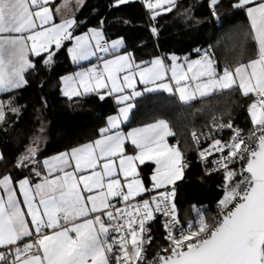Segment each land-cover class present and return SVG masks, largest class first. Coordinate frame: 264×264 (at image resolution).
I'll use <instances>...</instances> for the list:
<instances>
[{"label": "snow or ice", "instance_id": "1", "mask_svg": "<svg viewBox=\"0 0 264 264\" xmlns=\"http://www.w3.org/2000/svg\"><path fill=\"white\" fill-rule=\"evenodd\" d=\"M141 2L153 21L176 7V0ZM219 4L210 0L213 16ZM83 5L84 0H0V92L28 84L26 74L36 68L32 58L50 69L53 46L59 50L68 41L73 64L92 57L97 63L62 76V95L71 100L95 94L101 101L110 96L117 105L98 138L42 162L37 159L40 137L34 136L15 167L32 165L38 182L29 176H0V264H264V0L232 4L246 12L249 29L240 47L252 58L225 64L222 70L211 46L195 49L202 53L195 60L170 54L138 62L123 38L109 41L97 28L74 35L82 23L76 12ZM151 32L158 35L156 27ZM160 92L188 106L237 92L251 101L252 129L245 134L231 119L217 123L213 117L216 128L230 129L232 135L223 142L209 134L212 142L198 152L206 174L223 172L224 194L211 222L206 209L195 205V219L186 227L178 218L176 182L188 164L179 140L168 143V137L176 136L170 122L157 118L122 129L138 97ZM9 112L19 116L20 108L11 98L0 101V124L8 123ZM191 135L199 145L197 132ZM213 153L220 155L208 168ZM141 166L151 168L150 183ZM156 214L166 218L168 246L149 257Z\"/></svg>", "mask_w": 264, "mask_h": 264}, {"label": "trees", "instance_id": "2", "mask_svg": "<svg viewBox=\"0 0 264 264\" xmlns=\"http://www.w3.org/2000/svg\"><path fill=\"white\" fill-rule=\"evenodd\" d=\"M209 1L176 0V7L171 12L161 13L153 21L141 0H130L123 5H116L115 0H87L76 15L82 23L74 34L92 27L101 28L108 38H123L126 49L142 61L160 53L189 51L195 46L203 47L210 43L216 47L215 38L220 29L239 18L245 21L247 18L243 11L230 12L235 0H223L216 9L222 20L221 25H217ZM152 27L157 28L158 35L152 34ZM247 29L244 27L240 33L237 40L239 49L229 64L252 58L251 52L242 53L240 47ZM65 45L59 50L53 47L55 56L50 69L39 58H32L36 68L26 74L28 84L1 96L4 101L11 98L14 105L20 108V114L7 113L8 123L0 125V145L4 157L0 161V175L9 173L20 177L27 173L25 169L21 171L15 167V158L40 128L46 127L49 137L41 154L43 156L95 139L99 136V129L106 124L107 117L117 112V105L110 96L101 101L95 94L71 100L62 95L60 78L78 67L67 53L70 42L66 41ZM46 55L42 53V56ZM138 101L131 123L166 118L176 132L172 140L180 138L181 145L187 146L185 155L191 170L186 180L178 184L176 199L182 221L187 223L188 217L194 213L193 205L206 209L210 221L218 200L224 194L221 188L223 175L200 178L201 167L190 133L193 129L211 125L216 114H222L226 120L231 119L242 126H252L247 111L251 101L238 92L231 95L225 93L203 102L197 100L191 106L165 93L145 94ZM158 232L161 233L160 228Z\"/></svg>", "mask_w": 264, "mask_h": 264}, {"label": "crops", "instance_id": "3", "mask_svg": "<svg viewBox=\"0 0 264 264\" xmlns=\"http://www.w3.org/2000/svg\"><path fill=\"white\" fill-rule=\"evenodd\" d=\"M128 1H130V0H128ZM223 0H220V3L222 2ZM60 2H62V0H55V3H60ZM87 2V0H84V5H85V3ZM209 3H210V1H209ZM235 3V2H234ZM83 5V6H84ZM83 6L76 12V15H77V13L83 8ZM165 7H167V5H165ZM237 11H243V10H239V9H235V8H233L232 7V9H231V13H235V12H237ZM244 13H245V15H246V12L245 11H243ZM161 13H165V12H161ZM246 18H247V16H246ZM244 27H247L248 29H249V22H248V20H242V19H237L236 20V22H234V23H229V24H226L222 29H220L219 30V34L216 36V38H215V40H216V42H217V44H216V47L212 44V43H210L211 45H213V47H214V50L212 51V53H214V59L216 60V63H217V65H218V67L222 70L223 69V67L225 66V64H229L230 62H232L231 61V59L232 58H234L233 56L234 55H236L237 54V51H238V43H237V40L240 38V33L242 32V30H243V28ZM97 29H101V28H97ZM247 29V30H248ZM102 30V29H101ZM103 31V30H102ZM86 32H88V30L87 31H85V32H82V33H80V34H74V35H82V34H84V33H86ZM105 38L106 39H108L109 41H111V40H116V39H118V38H108L107 36H106V34H105ZM126 44V43H125ZM221 45V46H220ZM70 46H71V43H70ZM207 46V45H206ZM206 46H195L192 50H189V51H181V52H175V51H173V52H166V53H160V54H157L156 56H160V55H170V54H175V55H177V56H179V57H181V58H183L184 56H189L191 59H193V60H195V59H198V58H200V55H202V53L201 54H198L196 51H194L195 49H204ZM54 48H55V46H53ZM222 47V48H221ZM124 51V49H122L121 50V52H123ZM127 51L128 52H130V53H132V51H129L128 49H127ZM133 54V53H132ZM134 55V54H133ZM135 56V55H134ZM153 57H155V56H153ZM152 57V58H153ZM110 58V57H109ZM135 58H136V56H135ZM136 60L138 61V62H140V61H142V60H138L137 58H136ZM73 63V62H72ZM95 63H97V60H96V58L95 57H92L89 61H82L81 63H80V65H76V64H74V65H76V66H78L74 71H72V72H70V73H67V74H65V75H70V74H73V73H75V72H77V71H80L82 68H88V67H90L92 64H95ZM64 75V76H65ZM138 87H140V88H142V86H138ZM61 88H62V85H61ZM15 91V90H14ZM103 91V90H102ZM160 93H165V92H160ZM3 94H5V93H3V92H0V101H4L2 98H1V96L3 95ZM146 94H155V93H146ZM165 94H168V95H170L169 93H165ZM64 96V95H63ZM66 97V96H65ZM143 97V96H142ZM74 98V97H73ZM141 97H138L137 98V100L138 99H140ZM178 99V98H177ZM137 106V105H136ZM135 109H136V107L132 110V112L129 114V121L128 122H126L124 125H122V129H123V131H128V130H130L131 128H133V127H138V126H141V125H143V124H145V123H149V122H152V121H154V120H151V121H148V122H145V123H138V124H134V123H131L132 122V117H133V115H134V112H135ZM116 113H114V114H112V115H115ZM163 119H166V118H163ZM107 121V120H106ZM1 125V124H0ZM106 125V124H105ZM105 125L103 126V127H105ZM170 126H171V124H170ZM35 134H37V131H36V133ZM35 134H33L32 135V137L30 138V140H29V142L26 144V146H28V145H30L31 144V142H32V139H33V137H34V135ZM96 138H98V137H96ZM95 138V139H96ZM172 138L173 137H168L167 139H168V143L169 144H174V141L175 140H172ZM94 140V139H93ZM47 141H48V138L46 139V142H45V145H44V147L43 148H39V155L37 156V159L39 160V161H43L45 158H48V157H51V156H54V155H56V154H58V153H60V152H64V151H67V150H69V149H71V148H69V149H64V150H61V151H58V152H54V153H51V154H47V155H43V156H41V154L43 153V151H44V149H45V147H46V145H47ZM86 143V142H85ZM83 144V143H82ZM26 146L24 147V149H23V151L22 152H20L17 156H16V158L21 154V153H23L24 152V150H25V148H26ZM77 146V145H76ZM75 147V146H74ZM180 148H181V150L185 153V148L187 149V146H182L181 144H180V146H179ZM0 153H2V148H1V145H0ZM16 158H15V162H16ZM185 161L187 162V164H188V167L184 170V175H183V177H182V179L181 180H179V181H177L176 182V184H179V183H181V182H183V181H185L186 180V176H187V173H188V171H190L191 169H190V164H189V162L186 160V155H185ZM148 163H150V162H148ZM41 167H42V164H41ZM142 167V169H143V174H144V179H145V181L146 182H149V175H150V172H151V168L150 167H144V166H141ZM31 168H32V165H29L28 167H26V168H23V169H25L26 171H27V173L25 174V175H22V176H20V177H14L13 175H11L13 178H14V180H19V179H23L25 176H29V178L30 179H33L34 180V182H38V179L39 178H36L35 176H34V174L31 172ZM23 169H21L20 168V170L22 171ZM9 174V173H8ZM0 176H2V175H0ZM150 183V182H149ZM17 187H18V185H17ZM22 199V198H21ZM207 218V217H206Z\"/></svg>", "mask_w": 264, "mask_h": 264}, {"label": "built area", "instance_id": "4", "mask_svg": "<svg viewBox=\"0 0 264 264\" xmlns=\"http://www.w3.org/2000/svg\"><path fill=\"white\" fill-rule=\"evenodd\" d=\"M214 21L216 22L217 25H221L222 20H221V17L219 14L217 16H214ZM210 46H211L210 51L212 52L214 50V47L211 44H208L204 49H209ZM100 55H104V54L101 53ZM214 117L216 118L217 123H227L228 122V120H226L221 114H216ZM232 123H233L234 127H239L241 129H243L245 134L250 129H252V127H253V126H242V125L235 123L233 121H232ZM193 131L197 132V134L199 136V140H200L199 145H197L192 139L191 134ZM209 134L212 135L215 139H221L223 142H227V141H229V139L232 135V131L230 129H227V128L223 129L222 131L219 130L218 128H216L213 125V121H212L211 125H209L207 127H204L202 129H193L191 131V133H190L191 143H192L195 155H196L197 162L200 164V167H201V173L202 174H201L200 178H207V177H214V176H222L223 175L222 170L220 172H212L211 174H206V171H205L206 166H205V164H203L201 162V159L198 155L199 150L208 148L209 144L212 142L211 140L207 139ZM177 140H179V142H180L179 146H180V144H181L180 138L175 139L174 144L177 143ZM219 155H220L219 153H213L212 156L208 157V161H209V163L207 164L208 168L212 167L211 160L218 157ZM236 167H239V166L237 165ZM176 193H178V184H176ZM176 199H177V194H176V197L174 200L175 204H176ZM113 202L115 203V201H113ZM120 207H123V205L121 204ZM177 212H178V218L181 220V223L186 227L187 223H184L182 221L178 208H177ZM218 212H219V208L217 207V204H216V212L212 217L216 216ZM165 219L166 218L163 217L161 214H156V219L151 224V235L153 236V241L151 243V246L148 249L147 254L149 257H152L155 254V252L157 250H159L160 248H162V247L166 248L168 246V242L164 238L166 236V232H165L164 227H163V222ZM209 222H211V220ZM158 228L161 229V233L158 232Z\"/></svg>", "mask_w": 264, "mask_h": 264}, {"label": "rangeland", "instance_id": "5", "mask_svg": "<svg viewBox=\"0 0 264 264\" xmlns=\"http://www.w3.org/2000/svg\"><path fill=\"white\" fill-rule=\"evenodd\" d=\"M92 28H95V27H92ZM91 29V28H90ZM70 73V72H69ZM71 75V74H70ZM155 109V108H154ZM222 115V114H221ZM223 116V115H222ZM250 117V116H249ZM251 120V119H250ZM41 129H43V131H41ZM34 136H37V137H40V141H39V144H38V148H43L44 145H45V142H46V139L49 138L47 136V132H46V127H43V128H40L38 131H37V134H35ZM224 181H222V184L223 185ZM194 212V211H193ZM205 216L207 217L208 216V213L205 212ZM189 220H192V219H195V213H193L190 217H188Z\"/></svg>", "mask_w": 264, "mask_h": 264}]
</instances>
